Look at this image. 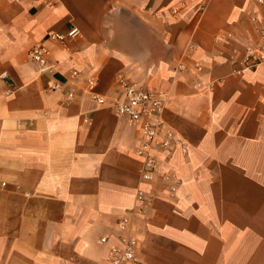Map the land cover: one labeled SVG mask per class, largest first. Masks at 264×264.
<instances>
[{"label": "crops", "instance_id": "crops-1", "mask_svg": "<svg viewBox=\"0 0 264 264\" xmlns=\"http://www.w3.org/2000/svg\"><path fill=\"white\" fill-rule=\"evenodd\" d=\"M250 10L0 0V264H110L121 234L135 241L126 264H264V64L235 71ZM71 25L79 35L48 40ZM36 43L46 68L27 57ZM119 74L165 93L163 118L188 146L158 155L141 209L140 126L92 97L118 96Z\"/></svg>", "mask_w": 264, "mask_h": 264}, {"label": "built area", "instance_id": "built-area-1", "mask_svg": "<svg viewBox=\"0 0 264 264\" xmlns=\"http://www.w3.org/2000/svg\"><path fill=\"white\" fill-rule=\"evenodd\" d=\"M210 0H199V8L205 9ZM250 4L249 20L253 26V35L247 45L243 48L237 63L240 66L235 69L236 72L251 69L264 64V0H248ZM177 8H173L175 13ZM80 30L75 25H71L64 33L50 32L47 35L50 41L63 42L69 38L76 37ZM48 48L44 43H36L27 50V57L43 68H46ZM185 66L182 62L177 63L175 70L182 71ZM73 77L78 76L77 71H72ZM86 84H94L92 78H87ZM119 94L108 99L104 95L92 94V97L99 105L110 107L117 115L127 118L137 123L141 129V140L136 148V155L140 159L139 175L140 182L136 190V201L139 203V209L149 197L148 183L153 180L158 168V155L162 151L172 152L180 151L182 154L188 152V146L183 137L169 123L165 121L162 115L163 107L166 103L165 93L156 89H149L144 85L126 79L119 74L116 79ZM58 83L53 88H59ZM72 92L68 93V97ZM170 174L164 176L165 180H170ZM2 184H4L2 182ZM169 196L173 197L176 191L175 184L167 185ZM120 230H125L126 225L123 221L118 222ZM101 242L106 243V235L101 236ZM134 238L127 234L119 235L118 244H112L108 248L106 259L110 264H126L134 259Z\"/></svg>", "mask_w": 264, "mask_h": 264}]
</instances>
